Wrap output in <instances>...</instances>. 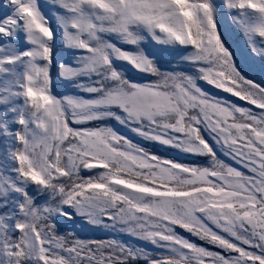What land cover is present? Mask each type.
Wrapping results in <instances>:
<instances>
[{
    "label": "snow or ice",
    "instance_id": "6c2138e0",
    "mask_svg": "<svg viewBox=\"0 0 264 264\" xmlns=\"http://www.w3.org/2000/svg\"><path fill=\"white\" fill-rule=\"evenodd\" d=\"M0 264H264V0H0Z\"/></svg>",
    "mask_w": 264,
    "mask_h": 264
},
{
    "label": "rangeland",
    "instance_id": "374dc122",
    "mask_svg": "<svg viewBox=\"0 0 264 264\" xmlns=\"http://www.w3.org/2000/svg\"><path fill=\"white\" fill-rule=\"evenodd\" d=\"M197 243H199V242L197 241Z\"/></svg>",
    "mask_w": 264,
    "mask_h": 264
}]
</instances>
